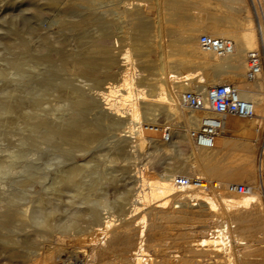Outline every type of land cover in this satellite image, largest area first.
Instances as JSON below:
<instances>
[{
    "label": "bare ground",
    "instance_id": "6f19581e",
    "mask_svg": "<svg viewBox=\"0 0 264 264\" xmlns=\"http://www.w3.org/2000/svg\"><path fill=\"white\" fill-rule=\"evenodd\" d=\"M98 1L29 0V15L26 18L23 16L19 21L16 19L17 39L14 38L17 43H14L18 49L15 48L17 52L13 63L16 72L9 76H15L14 84L9 88L6 86L8 91H17V98L14 102L5 101L0 112L6 115L17 110L20 118L31 130L28 135L32 139L34 136L46 139L52 145L59 143V146H78L83 141L100 139L103 134L100 119L104 118L109 128L123 132L118 133V137L126 140L130 152L138 154L142 151L147 143L146 138L154 143L156 151L150 158L146 157L148 160L143 169L136 170L134 183L137 186L131 187L130 191L126 187L128 185L123 186L120 201L116 200L118 204H115L118 214L115 215L110 210L103 192L99 191L90 199L92 207L88 220L86 219L89 221L87 228L82 225L86 213L74 211L70 214L68 212L69 215H63L64 217L57 216L58 205L53 204V195L56 197V192L67 191V181L75 182L80 177L76 176L77 166L72 172V167L69 168L64 160L59 161L62 164L59 168L50 172L51 177L49 173L46 175L50 182H47L48 185L44 184V189L28 190L29 193L25 195L28 196L30 205L19 206L17 199L22 193L19 190L14 188L17 192L8 193V189L0 190V202L5 200L0 206V219H4L3 222L7 225L15 223L11 233L0 234V253H7L8 264H29L30 260L25 257L35 259L37 263L45 255V251L60 250L59 242L65 240L69 230L75 229L78 232L76 231L77 234L72 239L73 245L69 252L77 260L85 251L80 245L82 240L95 246L104 243L101 242V237H106L111 248L119 246L127 237H133L136 245L131 249L128 264H156L157 260L146 248V233L143 228L147 212L153 211L158 215L157 219L165 223L187 224L185 233H182L184 238L180 234L185 242L175 244L172 236L173 240L169 237L172 244L157 243L159 247L154 252L165 251L162 260L164 264H264V240L250 239V234H245L253 231L254 222L259 229L264 230V199L257 190L240 194L219 189L214 184L217 182L223 187L227 182L245 181L255 184L257 181V147L252 140L260 136L264 123V81L250 82L245 78L244 72L248 51L256 47L261 37L264 38L263 0H250L252 5L247 0H196L200 4L197 10H193V0H158L161 11L166 10L170 15L163 17L158 25H152L150 20L144 18V11L150 7L149 0H123L122 10L129 16V19L126 18V32L131 49H123L126 43L123 45L125 39L122 36V39L119 40L118 36L117 40L112 41V33L101 19L100 8L103 4L99 5ZM201 12L205 16H200ZM200 32L233 39L236 43L235 51L230 55L217 56L212 51L202 49L198 44ZM167 34L175 36L174 39L165 40ZM156 45L163 52L152 56L151 50ZM166 46L170 47L169 51L164 50ZM2 70L3 67L0 68L1 76ZM147 70L149 71L146 73ZM67 72L68 75L71 72L73 77H64L57 81L61 73L66 75ZM78 77L90 82H74ZM183 77L190 79L193 85H201L203 88L218 83H234L243 98L254 102L255 115L248 118L228 117L213 148L197 147L192 131L199 127L206 112L179 106L177 98L187 89ZM36 91H55L54 96L65 95L66 99H73L83 111L85 108L93 111L99 108V111H96L97 114L95 113L96 116L91 121L82 118L83 116V120H78L75 116L51 118L47 114L43 115L42 109V114L36 111L38 103L33 98ZM39 94L40 92L37 93ZM69 99L68 101L71 100ZM76 105L74 107H78ZM78 109L70 114H76ZM81 114L83 115L80 112L79 116ZM161 118L166 119L171 126L169 128L172 136L169 141H164L166 123L161 124ZM161 133L163 137L160 136ZM234 135L237 138L232 137ZM119 149L122 150L118 147V152ZM152 158L156 160L152 161ZM10 161L12 162L11 159ZM21 162L24 164V161ZM11 165L10 162L4 164L6 168ZM34 166L25 168L27 172L30 170L28 173L32 177L37 172V169L32 171ZM79 167L82 169L83 164ZM13 172L12 170L11 174ZM177 174L187 177L201 175L212 182L210 188L198 193L199 205L182 209L170 207L176 202L177 188L172 179ZM40 176L38 175L39 178ZM41 178L44 179L42 176ZM46 179L44 183L49 181ZM16 181L14 182L20 185V180ZM20 183L27 184L26 180ZM192 188L189 186L186 189ZM78 193L81 197L85 194ZM1 194L7 195L2 197ZM103 209L106 211L102 212ZM140 223L143 225L137 230L131 227ZM30 226L34 228L30 229ZM211 230L214 231L212 235ZM158 231L153 234H158ZM166 236L171 234L166 233ZM178 237L177 240L180 239ZM54 243L57 246H53ZM255 248L262 250V254L255 258L257 261L250 262L254 259L250 251ZM177 251L180 252L179 259H175L176 254L173 253ZM167 253H171V256H167ZM56 261L55 264H65L63 259Z\"/></svg>",
    "mask_w": 264,
    "mask_h": 264
},
{
    "label": "rangeland",
    "instance_id": "374dc122",
    "mask_svg": "<svg viewBox=\"0 0 264 264\" xmlns=\"http://www.w3.org/2000/svg\"><path fill=\"white\" fill-rule=\"evenodd\" d=\"M110 1L109 0L108 1L107 0H101V1L99 0L98 1L99 5L103 4L101 6V8H100L101 9V19L103 20V24L107 25L109 31L112 33V41H115V39L117 40L118 36H120L118 38L119 40L122 39V38L125 39V41L123 40L124 41L123 45H125V43H126V45L124 46L125 48L123 47V49H126V48H130L131 49L132 45L130 44V40L129 39L127 40L128 33L126 32V30H127V28H126L127 24L126 23L128 21L127 19H129V16L127 15V13L125 11L122 10L123 0H110ZM193 1H194L193 5H192V7L194 6L193 10L194 9L197 10V7L200 4L196 3V0H193ZM247 2L250 5H252L250 0H247ZM28 3H29V0H0V66H1L0 68L2 69V67H3V69H4V70H2V72H3L2 76L0 75V110H1L2 104H4L5 101L14 102L16 100V98H17V91H13V92L12 91H8L7 88H9L10 86H12L14 84L13 78L15 76L13 78L9 77V76H12L16 72L15 64H13L14 60H15V54L17 52L16 49H18V48H16L18 46H16V44L14 43V42H16L15 38L17 39L15 30H17V26H18L17 24H18V21L20 20V18H22L23 16H25V18H26V16H28L29 13H30V10H29L30 9L29 8V4L30 3L29 4ZM149 3H150V7L151 8L147 7L143 14L145 16L144 17L145 20H150L152 22V25H154V24L158 25L160 20L163 17L170 16V15H168V13H166L168 11H166V10L161 11V9L158 7L159 6L158 5V0H149ZM164 13H166L167 15L164 14ZM200 16H205V15L202 14V12H201ZM16 19L18 21H16ZM14 32H15V34H14ZM200 33H202V32H200ZM167 35L165 36V38H166L165 40H167V41H170L171 39H174V37H175V36L170 35V34H167ZM121 36H122V38H121ZM13 39H14V41H13ZM157 41H156V43H157ZM120 44L122 45L121 42H120ZM166 47H167V49H166ZM166 47H165L164 50L169 51L170 47H168V46H166ZM159 48L160 47H158V45L153 46V48L151 50L152 51L151 55L154 56L156 54H159V52L160 53L163 52L162 51L163 49L161 50V48L160 49ZM117 49L118 48H116V51H117ZM14 50H16V51H14ZM156 50H157L158 53L155 52ZM176 51L177 50H175V52ZM10 60H11V62H10ZM138 67H140V66H138ZM148 71L149 70H147L145 72L147 73ZM64 74L61 73L59 75V77H57V81H60L61 78H64V77H73L71 75V72H69L70 76L68 75V72H67L66 75H64ZM3 76H5L6 78L3 77ZM7 76H8V78H7ZM9 78H11V79L9 80ZM78 78L79 79L76 78L74 80V82L79 80L80 83L82 84L83 83L82 81H84V80L81 77H78ZM84 82L88 83L90 81L89 80H85ZM6 86H8V87L6 88ZM2 87H3V89H2ZM4 88L6 89V91H4L5 90ZM32 92H34V91H32ZM39 92H40L41 95L40 94L37 95V93H39ZM51 92H53V94ZM54 92L55 91H43V92L42 91H36L35 92L36 95L38 96V97L36 95H34L35 97L33 96V98L36 99L35 101H37L36 103H38L36 105L37 106L36 107V111L37 112L39 111V113L42 114V110H43V112H44L43 115L47 114L46 116H49L51 118L56 117V116L57 117H61V116L62 117H64V116L72 117V116H75V118H78V120H81L82 118H84L86 120L88 119V120L91 121L92 119L95 118L94 116H96V114H97L96 111H99V108H97L94 111L85 108V110L83 111L82 108H79V106L75 104L76 102L73 99L70 98L71 99L70 100L69 97H68V99L70 100V101H68V99H66L65 95L64 96L61 95V96H57L56 97V96H54ZM53 97H54V99H53ZM28 101H29V99H28ZM40 101L41 102L43 101V102L41 103ZM71 102L74 103V106L76 105L78 107H74ZM70 103H71V106L69 105ZM37 108L40 109V110H38ZM76 108L77 109L79 108L80 110L78 109L79 112H76V114H74L75 111L77 110ZM81 109H82V111H81ZM17 112L18 111L15 110L14 113L13 112L11 114L10 113H6V115H5V113L0 112V190L8 189L7 193L19 190L18 192H22L20 194L18 193L19 196H20V198L17 199L18 200L17 203H19V206L20 207H25L26 205H30V202H28V199H27L28 196L25 195V194L29 193L28 190L29 189H31V190H34V189L35 190H40L41 188L44 189L43 188L44 184H47V182H50L49 178L46 179V175L49 173L48 175H50V177H51L50 172H54L57 168H59V166L62 165L61 163H59V161L60 160H64L68 167L69 166L72 167L71 168L72 172L74 171V167L77 166L75 168V169H77L76 171L78 172V173H76V176L79 175L80 177H77V179L79 178V180H77L75 182L74 181H70V182L67 181V184H66L67 191H65L64 193L63 192H56L55 193L56 197L53 195V200H54L53 204L54 205H58L57 216H60V217H64L63 215H65V216L69 215L70 213H72L74 211H78L80 213L83 212V214L86 213V215L83 216L85 222L82 223V225H84V228H87L88 225H89V223H88L89 221L87 222V220H88L87 218H88L89 213H90V208L92 207L90 199L94 198L99 193V191L103 192L106 195V199H108L107 200L109 202L108 207L110 206L109 207L110 210L113 211L115 215L118 214L119 212H118V208H117L116 205L118 204V201H120L119 200L120 193L124 191V187L123 186L128 185L126 187H127V189H129V191L131 190V187L133 188V187L137 186V183H134L135 182V174H137L136 170L137 169H143V167L145 165L144 163L148 160V158L151 157V154L155 153V151H156L155 147H154V143L149 141V138H146V142L147 143L144 146L142 151H139L138 154L130 152L129 151L130 146H129V144L127 145V142H125L126 140H120L119 137H118L119 134L123 133V132L118 131V130H114L112 128H109L110 126L108 127L107 120L104 119V118L100 119V124H101L102 130H103V134L101 135L100 139L94 140V141H89V142L88 141H83L80 144H78V146H73L72 144H62V145H60L62 147H60L58 145L59 143L57 145H52V144H50L49 141H47L46 139H43V138H37L36 136H34L35 138L33 137V139H32L31 138L32 136L30 137V135H28V133L31 131L29 129V126H27L23 122L22 118H20V115H18L19 112L18 113ZM61 112H62V114H61ZM71 112H74V113H72V115H71L70 114ZM80 112L83 113V115L81 114L79 116ZM156 112H158V111H156ZM77 114H78V116H77ZM93 114H95V115H93ZM158 116H160V114ZM72 120H74V118H72ZM75 120H77V119H75ZM104 122L106 124H104ZM159 122L161 124L166 123V126L164 128L165 132H167L169 130V127H171L170 124L167 123V120L164 119V118L159 119ZM4 123H5V125H4ZM6 124H9V125L7 126ZM121 128H123V126H121ZM25 129H27V130H25ZM110 129H112V130H110ZM22 130H23L24 133L22 132ZM262 130H264V123H263ZM162 135H163V133H161L160 136L163 137ZM259 135L260 136H257V139L252 140L254 142L255 147H257L256 159H257V155H258V147H259V145L261 143V140L263 138V135H261V134H259ZM117 137H118V139H117ZM232 137L237 138L236 135H234ZM26 138L28 139V141H26L27 140ZM22 140H23V142H22ZM24 140H25V142H24ZM36 140H37V142H36ZM164 141H165V139H164ZM118 147L122 148V150L119 149V152L117 150ZM70 148H71V150H70ZM14 149L16 150V152H14L15 151ZM73 149H75V151ZM44 151H45V153H44ZM147 156H148V158H146ZM10 159L12 160V162L10 161ZM46 159H48V160H46ZM21 160L24 161V164H22L23 162H21ZM151 160L154 161V160H156V158H152ZM9 162L12 163V165L9 166L8 168H6V166H4V164L9 163ZM25 162H27V163H25ZM81 164H83L82 169H81V167H79V165H81ZM84 164H85V166H84ZM33 165H35L37 168H35V166H34L32 171L37 169L36 170L37 172L34 171L36 173V175L34 174V176L32 177V176H30L31 174L29 175L30 170H28L29 173L27 171H25V170L27 169L26 167H28V166L30 167V166H33ZM6 169H7V171H6ZM12 170L14 172L11 174ZM155 170L157 172L159 171V169H157V168H155ZM135 171H136V173H135ZM72 172H71V174H72ZM38 175H41L42 177H44V179L49 180V181H46V183H44L45 180L42 179L41 176L39 178ZM35 178L37 180L38 179L39 180L37 181ZM16 180L17 181L18 180H20V181L26 180L27 184L24 185V183H23V185H22L20 183V181H18V183L20 185H17L14 182ZM238 182H245V181H238ZM229 183H232V182H229ZM224 184H228V182L224 183ZM15 185H17V186H15ZM4 186H5V188H2ZM31 186H32V188H31ZM14 188L16 190H14ZM17 188H19V189H17ZM125 190H126V188H125ZM78 191L80 193L81 192L85 193L84 196L81 197V195H79ZM132 191H131V193H133ZM1 195H3V194H1ZM4 195L2 197H5L7 194L5 196ZM116 200H118V201H116ZM19 201H21V202H19ZM2 202L5 203V200H2ZM2 202H0V206H1ZM262 206H263V209H262L263 211L262 212L264 214V201H263ZM65 209H67V210H65ZM104 211H106V210L103 209L102 212H104ZM249 211H251V210H249ZM68 212H69V214H68ZM58 213H60V214H58ZM0 218H2V217L0 216ZM157 218H158V215L153 213V211H150V212L148 211L147 212L146 222L144 223V226H143V228L145 229V233H146V236L144 238H145L147 250H149L152 253V255L155 257V259L157 260V262H155V263L158 264V260L160 259L161 262L159 260V263L160 264H164V263H162V260L164 259L163 257L165 255L164 254L165 251L162 252V250L161 251L159 250L160 251V253H159V251L156 250V252H154V249L159 247V244H157V243L164 244V242H165V243H168V244H172V240H173L172 236L175 239L173 241L175 244H176V242H178V243L179 242L180 243L185 242L184 241L185 239H182V237L184 238L183 234L185 233L184 231L187 229L186 228L187 224L185 225V224H181V223H177V222L165 223L163 221L158 220ZM3 221H4V219H0V227H1L0 228V234L6 233V232L7 233H11V230L14 229V224L15 223L12 222L11 223L12 225H10V223H8V225H7ZM254 223H256V222H254ZM254 223L252 225V227H253L252 230L253 231H248L245 234L246 235L250 234L249 235L250 239L254 238V239L264 240V235L262 236L264 230L262 228L259 229L258 226H257V223L256 224H254ZM140 224L137 225V226L131 225V227H135L136 230H137V229H139L140 226L143 225V224H141V225ZM31 228H34V226H30V229ZM156 229L160 231V232L158 231L160 234L159 233L156 234V235L153 234L154 232H157ZM9 230H10V232H9ZM168 230H169V232H168ZM76 231L78 232V230H75V229L69 230V232H68V234H66L67 236H66V238L64 240L66 243L64 241L63 242H59L61 244L60 250L58 249V250L54 251V249H53V250H50V251H45L44 252L45 255L42 258L38 259L37 263H36V260L32 259L31 257H29V258L25 257V259H29L30 260L29 264H42V263L43 264L44 263L53 264L54 261H55L54 262V264H55L57 262L56 260H58V259H60V260L63 259L65 264H69V263L70 264H96V263L97 264H128V262L130 261L128 259L130 257L131 249L135 248V245H136L135 241H133V239H132L133 237H127L128 240L126 239L124 242H122V243H124V245L122 243H120L119 246L118 245L115 246V247H118V248H115V247H111L110 248L109 245H108V240L109 239L106 238V237H104V238L101 237V242L103 241L105 244L104 243H101V244L98 243L95 246L90 244V243H88V242H86V241H84V240H82V242L80 241V245L82 246L81 248L83 250H85V251L82 253V255L77 260L69 252V249L73 245L72 239H73L74 235L77 234ZM166 233L168 235L171 234V236H166ZM176 234L179 237H180V234H182L181 235L182 237H180L181 240L179 239L180 241L176 239V237H177ZM164 237H166V238H164ZM246 237L248 238V236H246ZM163 239H165V240H163ZM54 244H53V246H57L56 243H54ZM153 244L154 245L157 244V246H154ZM105 246H107V247H105ZM94 247H96V249ZM177 247H179V246H177ZM177 247H175V248L177 249ZM103 248H104V250H103ZM106 248H108V249H106ZM172 249H174V248H172ZM259 250L260 249L255 248V249L250 251L251 252V256L254 258L253 260L250 259L251 260L250 262L257 261L255 258H257L258 256H260L262 254V250H260V251ZM97 251H99V252H97ZM122 253L125 256H123ZM126 253H127V255H126ZM171 253L170 254L167 253V256L168 255L171 256ZM173 253L174 254H176V253L179 254L180 252L177 251V252H173ZM6 254L7 253L4 252V251H1V253H0V258L2 256V258H1L2 264H4V263L8 264L7 263L8 260L6 259ZM46 254H47V257H46ZM118 254H120V255H118ZM49 255L51 257L50 259H49ZM67 255H68V257H67ZM90 255H92L91 256L92 259L90 258ZM55 256L58 257V258L56 259ZM111 257H113V258H111ZM173 258L174 257H170V259H173ZM114 259H115V261H113ZM118 259H120V260H118ZM175 259H179V257H175ZM96 261H98V262H96ZM193 264H198V263L196 262V263H193Z\"/></svg>",
    "mask_w": 264,
    "mask_h": 264
},
{
    "label": "built area",
    "instance_id": "2783aa9c",
    "mask_svg": "<svg viewBox=\"0 0 264 264\" xmlns=\"http://www.w3.org/2000/svg\"><path fill=\"white\" fill-rule=\"evenodd\" d=\"M198 44L202 49L212 51L217 56H225L235 51L236 43L228 37H217L201 33L198 37ZM244 74L250 82L264 81L263 37L259 39L255 48L248 51ZM183 82L187 89L177 98L179 106L193 111L206 112L200 120L199 127L192 131L194 143L199 148L209 149L215 146L216 138L221 133L228 117L248 118L255 115L254 102L243 98L234 83H218L203 88L201 85H193L191 80L185 79V77H183ZM261 135H263V138L258 147L256 159V183L232 182L224 184L222 187L219 183L214 182L217 188L240 194H249L257 190L264 199V130H261ZM171 136L172 133L169 128L164 136L165 141H169ZM172 181L177 188L176 202L170 205L174 209L199 205L200 195L198 193L210 188L212 184L201 175L187 177L177 174ZM189 186L193 188L186 189ZM213 232L211 230L210 235ZM152 257L155 258L153 255ZM176 257H179L178 253H176Z\"/></svg>",
    "mask_w": 264,
    "mask_h": 264
}]
</instances>
